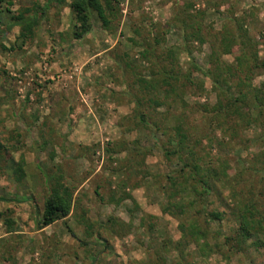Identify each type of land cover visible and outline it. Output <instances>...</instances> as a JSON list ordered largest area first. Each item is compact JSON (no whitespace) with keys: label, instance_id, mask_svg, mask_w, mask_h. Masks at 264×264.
Instances as JSON below:
<instances>
[{"label":"rangeland","instance_id":"rangeland-1","mask_svg":"<svg viewBox=\"0 0 264 264\" xmlns=\"http://www.w3.org/2000/svg\"><path fill=\"white\" fill-rule=\"evenodd\" d=\"M113 6L112 31L90 12L74 39L67 4L0 0V27L35 16L32 34L0 33V264H264V0ZM169 49L190 79L167 98L155 66ZM183 163L211 176L205 202ZM49 180L76 205L37 229Z\"/></svg>","mask_w":264,"mask_h":264},{"label":"trees","instance_id":"trees-1","mask_svg":"<svg viewBox=\"0 0 264 264\" xmlns=\"http://www.w3.org/2000/svg\"><path fill=\"white\" fill-rule=\"evenodd\" d=\"M46 4H53L56 8H62L65 4L68 5V8L71 10V36L74 39H81L91 27V19L90 12L95 13L96 18L98 19L100 26L103 30L112 31L114 29L113 21L116 18V12H114L113 3H116L117 0H45ZM35 16L31 18H25L22 14L17 16H12V22L6 26L0 27V33H6L10 28L14 26H19L21 31L28 32L32 34V25L30 24L34 21ZM130 41H133L132 39ZM154 44L145 43L144 48L140 54L141 59L150 61V58L156 53L155 45L158 44V40L156 37L153 38ZM173 54L174 51L171 49L166 50L165 58L168 60L167 65L157 64L155 67H158V75L161 77V81L159 84L160 88L165 87V97H169L170 93L174 91L176 88L175 83L179 81H187L189 80V76L182 73L179 70H176L173 66ZM161 58L156 56L157 62ZM142 88L144 90H148L150 87H153L147 81L139 80ZM158 92V91H157ZM226 105L227 107H239L241 105L240 98H232L230 96L227 97ZM238 105V106H236ZM238 109H241L240 107ZM134 117L140 123L149 126L150 122L146 120L139 109L137 108ZM166 155L175 156L177 159L181 158L179 151L177 150H163ZM201 168L197 165H190L188 163H183L182 165V173L185 174L186 177H190L192 179L193 185H197L199 190H196V195L202 201L207 200V196L212 189V182H210V175H206V173L201 172ZM17 174H19V178H23L24 172L20 166L16 169ZM50 186L49 194L44 200L43 208L41 214L36 220L37 229H42L55 221L65 219L68 215L74 213V207L76 205V198L73 197L76 189L68 188L64 183L56 180L54 183L47 182ZM51 183V184H50ZM203 215L207 223L214 222L216 225H219L221 215H214L212 213H208L203 208ZM114 221L112 218L109 219V222ZM240 227L242 235L246 238L249 236V227L251 228L253 222L248 220L246 215L240 216ZM8 232L13 230V222L10 220H6Z\"/></svg>","mask_w":264,"mask_h":264},{"label":"crops","instance_id":"crops-1","mask_svg":"<svg viewBox=\"0 0 264 264\" xmlns=\"http://www.w3.org/2000/svg\"><path fill=\"white\" fill-rule=\"evenodd\" d=\"M52 224H53V223H52ZM52 224H51V225H52ZM51 225H49V226H51Z\"/></svg>","mask_w":264,"mask_h":264}]
</instances>
